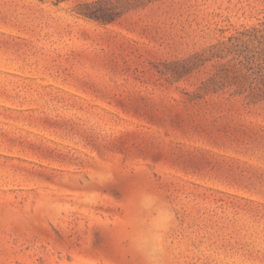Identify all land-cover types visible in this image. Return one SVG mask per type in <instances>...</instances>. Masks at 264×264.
Returning <instances> with one entry per match:
<instances>
[{
  "label": "rangeland",
  "instance_id": "1",
  "mask_svg": "<svg viewBox=\"0 0 264 264\" xmlns=\"http://www.w3.org/2000/svg\"><path fill=\"white\" fill-rule=\"evenodd\" d=\"M141 189L167 264H264V0H0V264H141Z\"/></svg>",
  "mask_w": 264,
  "mask_h": 264
},
{
  "label": "clouds",
  "instance_id": "2",
  "mask_svg": "<svg viewBox=\"0 0 264 264\" xmlns=\"http://www.w3.org/2000/svg\"><path fill=\"white\" fill-rule=\"evenodd\" d=\"M100 183L113 179L107 167L95 176ZM128 245L140 257L141 264H167L168 235L176 228V211L172 204L151 190H138L129 202Z\"/></svg>",
  "mask_w": 264,
  "mask_h": 264
},
{
  "label": "trees",
  "instance_id": "3",
  "mask_svg": "<svg viewBox=\"0 0 264 264\" xmlns=\"http://www.w3.org/2000/svg\"><path fill=\"white\" fill-rule=\"evenodd\" d=\"M96 18H101L102 20H109L111 19V17L109 15H105L104 13H102V15L98 16V15H93Z\"/></svg>",
  "mask_w": 264,
  "mask_h": 264
}]
</instances>
